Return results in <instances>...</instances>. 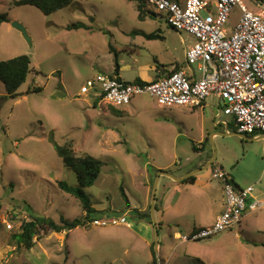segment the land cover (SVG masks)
I'll use <instances>...</instances> for the list:
<instances>
[{"label": "rangeland", "instance_id": "rangeland-1", "mask_svg": "<svg viewBox=\"0 0 264 264\" xmlns=\"http://www.w3.org/2000/svg\"><path fill=\"white\" fill-rule=\"evenodd\" d=\"M12 1L0 0V12L11 19L0 26V59L26 54L31 71L16 97L0 81V264H148L149 248L133 231L140 230V215L149 213L153 218V208L162 209L163 194L172 184L162 172L185 175L210 156L214 162L201 175L212 182L217 180L212 177L217 167L230 175L237 167L245 180L250 167L260 168L255 159L248 161L249 153L248 164L237 162L244 146L252 144L250 149L257 152L262 139L209 138L208 133L221 131L213 121L218 120L223 102L214 96L206 99L208 105L193 110L162 107L151 96L140 95L134 106H114L121 111L127 107L115 115L110 105L97 106L91 92L80 93L96 74H114L115 60L124 80H153L157 71L166 73L184 61V49L195 43L194 36L174 30L159 17L140 20L134 0H73L50 15L31 5L13 6ZM243 2L254 10L252 0ZM238 17L235 8L225 24L227 34ZM13 21L26 27L30 42L12 27ZM79 22L89 28H67ZM141 32L160 37L147 39ZM50 137L61 144L72 141L78 155L89 154L104 163L94 184L84 190L94 210L91 217L109 223L98 226L88 221L85 226L50 232L35 237L34 246L26 249L16 246L12 234L31 215L59 222L84 214L80 200L58 186L61 180L78 184ZM192 143L199 151H193ZM162 227L163 233L166 227ZM152 230L155 241L156 231L159 236L161 230ZM227 231L189 241L187 253L194 255L178 250L169 264H203L198 257L204 264H264V235L253 237L263 242L257 245L239 243L234 235L223 239L222 248L209 245ZM153 251L157 259L155 247Z\"/></svg>", "mask_w": 264, "mask_h": 264}, {"label": "built area", "instance_id": "built-area-1", "mask_svg": "<svg viewBox=\"0 0 264 264\" xmlns=\"http://www.w3.org/2000/svg\"><path fill=\"white\" fill-rule=\"evenodd\" d=\"M142 2L174 30L194 36L195 43L185 53L190 71L180 69L141 83L98 73L86 81L80 93L91 92L97 106L127 105L136 96L149 95L162 107L197 108L214 96L223 102L221 113L234 121L239 133L264 137V0H252L256 10L248 8L243 0ZM235 8L239 17L231 34H227L225 24ZM212 177L223 184L224 209L211 225L177 234L182 242L231 230L240 223L247 208L254 209L259 204L249 203L252 186L236 189L221 167L212 169ZM121 221L125 222V218ZM108 223L98 219L91 222L98 226Z\"/></svg>", "mask_w": 264, "mask_h": 264}, {"label": "crops", "instance_id": "crops-1", "mask_svg": "<svg viewBox=\"0 0 264 264\" xmlns=\"http://www.w3.org/2000/svg\"><path fill=\"white\" fill-rule=\"evenodd\" d=\"M253 6V9L256 10L254 4ZM191 39L193 40L194 38L192 37ZM193 44L194 43H191L186 46V48L184 49V61L178 63L181 66L180 69L182 70L190 71V68L185 62V53L186 50ZM163 72L164 71L162 70L157 71L156 76L158 77L162 74L165 75L166 73ZM118 75L119 77H121L119 70ZM136 103V98H133L130 105L134 106ZM206 105H208V103L205 101V104L200 108H203ZM220 107L221 106L218 107L217 112L218 120L213 121V125L219 127L221 131H214L210 134L208 133V136L211 140L213 138H216L217 135L233 136L237 139L242 138L249 141L260 139L263 140L261 147L257 152H254L252 149H250V146L252 144L244 146V153L242 154V158H240V161L237 162V165L243 162L248 164L245 155L249 153L248 161H252V159H255L259 163V165H261L260 168L257 169V171H255L251 167L249 168V170H247L249 180H245L241 176V174L237 172V167H234L232 175L228 173V175H230V178H232V180L240 189H245L249 186H252L253 191L250 194L249 203L258 202L259 204L254 209L247 208L244 211L240 223L235 226V228L237 227L236 229H231V232L230 230H228L227 232L223 233L222 237H220L219 239H216L214 241L211 240L208 243L210 246H213L215 248H218L217 246H220L219 248H222V246L225 245L223 239L226 240L230 237L232 238V235H234V237L239 240V243H244V241H246L254 245H257L259 242L262 244V241H258L256 239L254 240L253 237H262L264 235V162L262 160V155H264V137L260 134L249 135L239 133L236 130L234 121L230 117H227L223 113H221ZM125 108L127 107L123 108L124 110H122V113L127 110ZM192 109L194 110V108ZM221 116L224 117L222 118ZM207 140L208 138L205 137V139L201 141V143H204L205 145ZM203 149L205 150V146L202 147V150ZM204 152L205 151H202V153H200L199 155L203 156ZM212 159V164L214 162V156H210L209 159L203 160L201 161V163H197L196 166L188 169L185 175H176L179 178H183L182 180L173 179L170 177V181L172 184H169V187L163 194V198L161 201L162 209L155 210L153 208L155 210V223L161 224L159 225L161 233L158 236V246L156 247L158 251L156 264H169L171 260L178 255V250H182L184 254L189 257L194 255V253L192 252L191 254L187 253L189 241L182 242L181 240L176 238V235L187 234L194 229L211 225L215 221L216 217L224 209L222 182L220 180L212 182L208 179H205L203 175H201V171L207 168L205 166ZM198 169L200 170L198 171ZM191 175H195V181L193 183H183V180ZM137 221L139 222L138 224H140V230L133 231V233L137 236L140 242H143L144 245L149 248V258L147 261V263L149 264L151 263L153 257V247H155V241L151 237V233H153L152 228H157L154 225L155 223H148L145 219H137ZM171 223H173L174 225L171 226ZM162 226L166 227V230L163 233ZM197 259L203 264L206 263V261L200 257H198Z\"/></svg>", "mask_w": 264, "mask_h": 264}, {"label": "trees", "instance_id": "trees-1", "mask_svg": "<svg viewBox=\"0 0 264 264\" xmlns=\"http://www.w3.org/2000/svg\"><path fill=\"white\" fill-rule=\"evenodd\" d=\"M73 0H13V6H24L31 5L39 9L44 15H50L59 11L72 3ZM135 7L138 13V18L140 20H144L146 17H157V14L152 12L151 10H147L145 8L142 0H134ZM92 20V19H91ZM11 19L8 17L7 13L0 12V26L3 23L10 22ZM89 26L84 23H72L67 25L68 29H78ZM136 33V32H135ZM143 36L147 39L159 38V34L152 33H144L141 32ZM180 65L177 63L173 70L166 72L165 75L180 70ZM119 65L115 60V70L114 74L118 75ZM31 71V60L30 57L26 54H21L10 59L2 60L0 59V81L3 82L4 87L7 93L16 97L17 95H21L22 93H18L19 86L26 80L27 75ZM119 76V75H118ZM159 77V76H158ZM157 76L153 79L156 80ZM133 82H145L140 78H136ZM15 90V91H14ZM27 90V92H30ZM33 91H39L38 88H33ZM26 92V93H27ZM110 112L115 115L122 114L121 110H118L114 106H109ZM53 145L55 147L56 154L62 159L65 166L72 169L75 172L77 186H70L67 182L61 180L58 182V186L65 192L71 193L76 196L81 203L84 214L80 217H76L72 220H66L61 218L59 222L55 221L50 217L31 215V219L23 220L20 229L18 232L12 234V238L14 239L16 246H22L26 249H30L34 246L35 241L34 238H40L42 235L48 234L50 232H61L62 230H70L76 228L78 226H85L88 221H93L94 219L91 217L93 214V208L91 206L90 199L85 192L86 187H90L94 184L95 180L101 173L103 162L95 158L89 154L78 155L74 148L72 141H66L64 143H58L54 140L53 137H50ZM204 146V143H201V147ZM193 151H199V146L197 147L194 143H192ZM230 177V175H229ZM195 181V175H191L183 180V183H193ZM236 189H240L235 182L230 178L229 180ZM156 210V207H154ZM16 219V218H13ZM139 219H145L148 223H153L152 218L149 213H145L140 215ZM159 230L158 223L154 224ZM201 228V227H200ZM152 260L151 264H156L155 253L152 250Z\"/></svg>", "mask_w": 264, "mask_h": 264}, {"label": "water", "instance_id": "water-1", "mask_svg": "<svg viewBox=\"0 0 264 264\" xmlns=\"http://www.w3.org/2000/svg\"><path fill=\"white\" fill-rule=\"evenodd\" d=\"M12 27L15 28L16 30H18L22 36L26 39L27 42H30L31 41V38L28 36V32H27V29L24 25H22L21 23L17 22V21H13L12 22ZM15 91V90H14ZM213 161V159L205 166V167H208L211 162ZM200 169H198L199 171ZM163 174L173 178V179H178V180H182L183 178H179V177H176L170 173H167V172H162ZM152 222L155 223V218H154V212H152ZM155 252L157 254V249L156 247L158 246V234H157V231H156V236H155Z\"/></svg>", "mask_w": 264, "mask_h": 264}]
</instances>
